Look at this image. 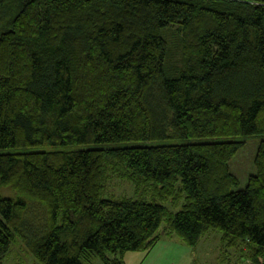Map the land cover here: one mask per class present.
I'll list each match as a JSON object with an SVG mask.
<instances>
[{
  "label": "trees",
  "instance_id": "obj_1",
  "mask_svg": "<svg viewBox=\"0 0 264 264\" xmlns=\"http://www.w3.org/2000/svg\"><path fill=\"white\" fill-rule=\"evenodd\" d=\"M259 135L264 0H0V264L18 241L40 264H125L161 229L264 264V141L244 190L230 171ZM209 139L227 141L160 143ZM109 174L160 203L106 199Z\"/></svg>",
  "mask_w": 264,
  "mask_h": 264
},
{
  "label": "rangeland",
  "instance_id": "obj_2",
  "mask_svg": "<svg viewBox=\"0 0 264 264\" xmlns=\"http://www.w3.org/2000/svg\"><path fill=\"white\" fill-rule=\"evenodd\" d=\"M244 141V145L239 149L235 157L230 163V171L238 180V186L232 189L233 192L244 190L251 176L256 175L255 158L259 145L264 141V136H253L239 138ZM227 141L225 139L216 140H165L160 142L167 145H185L193 143ZM136 144L127 143L120 145H90L84 146L81 149H103L108 150L117 147H129ZM140 145V144H137ZM156 145V143H152ZM145 194L142 192L137 194L136 186L128 181L109 174L106 178L104 197L106 199H145L146 201L155 200L154 189H148ZM0 195L3 197H16L10 189H0ZM160 203V202H159ZM170 211L176 213L179 208L174 207L171 203L165 204ZM165 228V226H163ZM160 242L149 251L129 252L125 256V264H243L240 258L242 255L237 249L226 248L222 243V234L217 230H211L202 237L197 246H188L181 238L176 235L165 233L160 230ZM23 245V248H22ZM1 264H40L22 241L16 242L10 253ZM90 264H100V261L94 259Z\"/></svg>",
  "mask_w": 264,
  "mask_h": 264
}]
</instances>
